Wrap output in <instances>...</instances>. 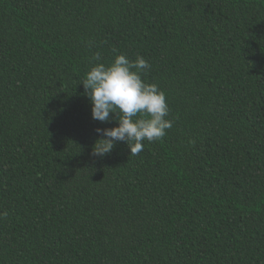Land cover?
Returning a JSON list of instances; mask_svg holds the SVG:
<instances>
[{"label": "trees", "instance_id": "16d2710c", "mask_svg": "<svg viewBox=\"0 0 264 264\" xmlns=\"http://www.w3.org/2000/svg\"><path fill=\"white\" fill-rule=\"evenodd\" d=\"M96 52L165 93L138 155L91 154ZM0 264H264V0H0Z\"/></svg>", "mask_w": 264, "mask_h": 264}, {"label": "clouds", "instance_id": "9594fccd", "mask_svg": "<svg viewBox=\"0 0 264 264\" xmlns=\"http://www.w3.org/2000/svg\"><path fill=\"white\" fill-rule=\"evenodd\" d=\"M150 67L142 56L133 60L116 54L110 63L101 62L99 52L91 57L80 83L90 103V117L102 124L117 125L94 129L98 139L92 145L93 156L110 154L117 142H124L130 155H138L144 149V141L160 140L172 127L165 93L142 79Z\"/></svg>", "mask_w": 264, "mask_h": 264}]
</instances>
